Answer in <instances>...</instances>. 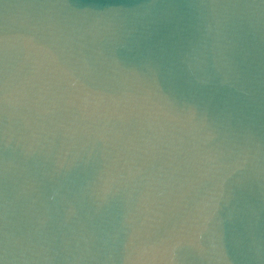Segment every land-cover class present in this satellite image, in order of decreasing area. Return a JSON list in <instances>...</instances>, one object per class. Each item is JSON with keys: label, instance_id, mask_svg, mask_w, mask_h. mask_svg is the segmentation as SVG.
<instances>
[{"label": "water", "instance_id": "95a60500", "mask_svg": "<svg viewBox=\"0 0 264 264\" xmlns=\"http://www.w3.org/2000/svg\"><path fill=\"white\" fill-rule=\"evenodd\" d=\"M0 264H264V0H0Z\"/></svg>", "mask_w": 264, "mask_h": 264}]
</instances>
